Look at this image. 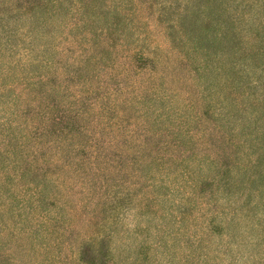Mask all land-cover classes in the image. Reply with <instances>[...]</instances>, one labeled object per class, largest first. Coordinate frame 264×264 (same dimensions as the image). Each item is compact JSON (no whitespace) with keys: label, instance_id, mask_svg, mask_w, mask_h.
<instances>
[{"label":"rangeland","instance_id":"374dc122","mask_svg":"<svg viewBox=\"0 0 264 264\" xmlns=\"http://www.w3.org/2000/svg\"><path fill=\"white\" fill-rule=\"evenodd\" d=\"M0 264H264V0H0Z\"/></svg>","mask_w":264,"mask_h":264}]
</instances>
